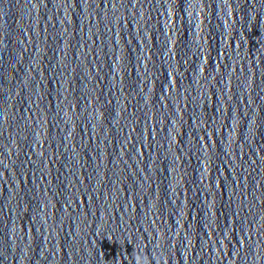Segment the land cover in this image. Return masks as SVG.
<instances>
[{
  "label": "water",
  "instance_id": "water-1",
  "mask_svg": "<svg viewBox=\"0 0 264 264\" xmlns=\"http://www.w3.org/2000/svg\"><path fill=\"white\" fill-rule=\"evenodd\" d=\"M0 264H264V0H0Z\"/></svg>",
  "mask_w": 264,
  "mask_h": 264
}]
</instances>
